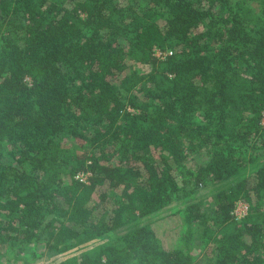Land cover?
Wrapping results in <instances>:
<instances>
[{
	"label": "trees",
	"instance_id": "trees-1",
	"mask_svg": "<svg viewBox=\"0 0 264 264\" xmlns=\"http://www.w3.org/2000/svg\"><path fill=\"white\" fill-rule=\"evenodd\" d=\"M263 118L264 0H0L7 262L99 240L58 264H264ZM174 203L176 247L152 219Z\"/></svg>",
	"mask_w": 264,
	"mask_h": 264
},
{
	"label": "rangeland",
	"instance_id": "rangeland-1",
	"mask_svg": "<svg viewBox=\"0 0 264 264\" xmlns=\"http://www.w3.org/2000/svg\"><path fill=\"white\" fill-rule=\"evenodd\" d=\"M162 52L159 50L156 51L157 55H161ZM264 122V118H263ZM199 156V155H198ZM197 156V157H198ZM264 159V158H263ZM221 187V185L209 186L208 188L202 190L199 193V199L204 203L205 206H210L212 201L213 192ZM246 203V202H244ZM181 203H174L164 210L153 215V225L157 234L160 238H162L169 246L176 247L181 243L182 235L186 229V224L184 221V213L182 209L179 207ZM238 209H242V206L239 202ZM131 225L125 226L124 228H129ZM100 241L95 240L91 241L77 247H74L70 250L64 252H54L47 248H44V243L40 245V253H42L38 257H34L31 249H26L25 252L22 253L21 256H17L12 260L6 259L5 249L3 246L0 247V264H58L62 260L71 257L76 254H80L81 252L92 248ZM194 248L195 257L198 260L205 261L207 260V244H203L199 241H194L192 244ZM7 262V263H6Z\"/></svg>",
	"mask_w": 264,
	"mask_h": 264
},
{
	"label": "built area",
	"instance_id": "built-area-1",
	"mask_svg": "<svg viewBox=\"0 0 264 264\" xmlns=\"http://www.w3.org/2000/svg\"><path fill=\"white\" fill-rule=\"evenodd\" d=\"M161 55H162V53H161ZM28 80H30V79H28ZM78 178H80L82 181H87L88 174H85V173L79 174ZM240 204L242 206V209L240 210V209L237 208V214H238V216L241 217L243 214L247 213L249 206H248L247 203H244V202H240Z\"/></svg>",
	"mask_w": 264,
	"mask_h": 264
}]
</instances>
